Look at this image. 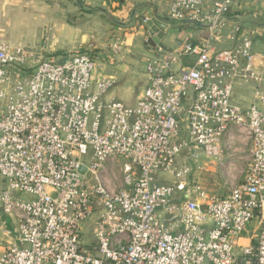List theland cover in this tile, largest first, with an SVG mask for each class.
<instances>
[{
    "label": "built area",
    "instance_id": "built-area-1",
    "mask_svg": "<svg viewBox=\"0 0 264 264\" xmlns=\"http://www.w3.org/2000/svg\"><path fill=\"white\" fill-rule=\"evenodd\" d=\"M239 1L172 0V21L210 35L157 43L134 105L105 98L93 52L0 40V264H264V55L239 25L214 44ZM238 144L248 161L217 196L205 174Z\"/></svg>",
    "mask_w": 264,
    "mask_h": 264
},
{
    "label": "crops",
    "instance_id": "crops-1",
    "mask_svg": "<svg viewBox=\"0 0 264 264\" xmlns=\"http://www.w3.org/2000/svg\"><path fill=\"white\" fill-rule=\"evenodd\" d=\"M171 1L97 0L96 5L99 6L100 16H94L98 25L92 26L87 34L82 31L80 25L78 26L80 32H77L76 26H72L68 22L69 24H64L62 27L52 28L54 30L53 38L50 34L45 35L44 33L37 42L32 44L24 38H20L18 41L4 38L0 40L38 48L43 47L45 48L44 53H52V59L57 61L79 51L93 52L98 56L99 61L95 78L100 79L105 75L115 80L114 87L110 89L105 98H115L127 105H134L147 84L143 68L145 69V63L155 47L146 42L147 25L143 23L145 16L156 18L166 25L164 36L160 41L165 47L172 48L177 42L187 40L203 41L210 35L206 27L198 26V28L192 29L190 25L195 24L181 25L172 21L168 16ZM91 2L92 0H89L86 6L89 7ZM83 9L87 10L85 7ZM229 16L230 21L226 28L223 29L219 38L214 40L217 48L231 49L240 37L245 35L253 40V51L264 55V0H240L237 8ZM235 25L240 27L237 41H233L230 37ZM156 35L154 33L153 36ZM49 39L56 41L53 42L55 48L48 45ZM114 42L122 44L118 54H113L110 48H107ZM252 97L251 88L235 86V99L241 104L249 105ZM237 154L233 164L226 168L225 179L229 182H234V179L238 177L240 169L236 171V168H240L243 163L246 164L248 161L249 149L238 144L235 155ZM241 162L242 164H240ZM208 168L216 170L214 166ZM215 173L211 175L214 176ZM207 177H209V173L205 174V181H208Z\"/></svg>",
    "mask_w": 264,
    "mask_h": 264
},
{
    "label": "rangeland",
    "instance_id": "rangeland-1",
    "mask_svg": "<svg viewBox=\"0 0 264 264\" xmlns=\"http://www.w3.org/2000/svg\"><path fill=\"white\" fill-rule=\"evenodd\" d=\"M96 1L92 0L91 5L87 7L86 4H80L76 0H0V39L18 41L20 38H24V40L32 44L37 42L44 33L45 35L50 34L53 38L54 28L62 27L64 24L69 23L72 26H76L77 32H80L78 30L80 25L82 31L87 34L92 26L98 25L96 17H99L100 14ZM83 7L87 8V10H84ZM190 28L196 29L198 26L190 25ZM47 32L49 33L47 34ZM53 42L56 41L49 39L48 45L55 48L56 46ZM110 46L107 48L109 49ZM44 55L51 59L53 58L52 53H44ZM237 156L238 154L235 155V157ZM243 167H245L244 163L240 168H236V171ZM215 168V175L212 176L209 172L208 181H205V184L213 194L226 196L230 185V182L225 179L226 167L215 166ZM255 225L256 221H253L248 226L245 236L250 234Z\"/></svg>",
    "mask_w": 264,
    "mask_h": 264
},
{
    "label": "water",
    "instance_id": "water-1",
    "mask_svg": "<svg viewBox=\"0 0 264 264\" xmlns=\"http://www.w3.org/2000/svg\"><path fill=\"white\" fill-rule=\"evenodd\" d=\"M147 27L150 28L153 33L157 34L156 36H153V34L148 39V43L152 44L153 46H155L157 43L161 44L160 41L164 36V30L166 29V25L154 18L148 22ZM81 170L84 171L85 168L82 167Z\"/></svg>",
    "mask_w": 264,
    "mask_h": 264
}]
</instances>
